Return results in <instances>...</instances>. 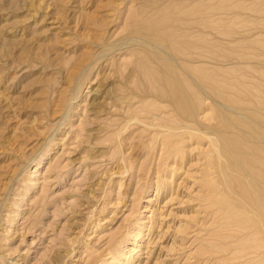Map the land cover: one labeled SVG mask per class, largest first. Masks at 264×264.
I'll use <instances>...</instances> for the list:
<instances>
[{"label": "rangeland", "instance_id": "rangeland-1", "mask_svg": "<svg viewBox=\"0 0 264 264\" xmlns=\"http://www.w3.org/2000/svg\"><path fill=\"white\" fill-rule=\"evenodd\" d=\"M263 159L264 0H0V264H264Z\"/></svg>", "mask_w": 264, "mask_h": 264}, {"label": "bare ground", "instance_id": "bare-ground-1", "mask_svg": "<svg viewBox=\"0 0 264 264\" xmlns=\"http://www.w3.org/2000/svg\"><path fill=\"white\" fill-rule=\"evenodd\" d=\"M203 10H204V9H203ZM153 25H154V24H153ZM151 26H152V25H151ZM176 37H177V36H176ZM187 42H188V41H187ZM186 52H187V51H186ZM205 56H206V55H205ZM160 57H161V56H160ZM146 70H147V69H146ZM212 72H213V71H212ZM146 74H147V73H146ZM200 77H201V76H200ZM206 78H207V77H206ZM210 79H211V78H210ZM206 80H207V79H206ZM137 81H138V80H137ZM227 81H228V80H227ZM82 82H83V81H82ZM227 88H228V87H227ZM231 89H232V88H231ZM246 90H247V89H246ZM191 91H192V90H191ZM214 95H215V94H214ZM195 97H196V96H195ZM243 97H244V96H243ZM70 101H71V100H70ZM250 101H251V100H250ZM165 113H166V112H165ZM137 120H139V118H138ZM160 126H161V125H160ZM125 127H126V126H125ZM211 142H212V141H211ZM212 143H213V142H212ZM213 145H214V144H213ZM219 149H220V148H218V150H219ZM218 150H217V151H218ZM220 152H221V151H220ZM220 152L218 151L217 153H220ZM222 153H223V152H222ZM219 155H221L222 158H223V155H222V154H219ZM217 156H218V155H217ZM218 157H219V156H218ZM218 157H217V158H218ZM218 159H219V158H218ZM263 160H264V159H263ZM219 161H220V160H219ZM219 161H218V163H219ZM263 162H264V161H263ZM211 163H212V162H211ZM248 165H249V164H248ZM263 172H264V169H263ZM262 174H263V173H262ZM263 175H264V174H263ZM257 177H258V176H257ZM261 177H262V175H261ZM261 179H264V177L261 178ZM259 180H260V179H259ZM212 181H213V180H212ZM224 181H225V180H224ZM257 182L260 183V184L262 183V182H259L258 179H257ZM254 183H256V182H254ZM257 185H258V184H257ZM254 186H256V185L254 184ZM258 186H259V185H258ZM262 186H263V185H262ZM248 187H250V186H248ZM252 187H253V186H251V188H252ZM254 188H255V187H254ZM258 188H260V190H259V189L257 190V186H256V188H255L256 190L252 188L253 191H252V190H251V191H252V192L257 191V192L255 193V194H257V196L261 194V195L258 196V197L256 196V198H255V200H254V202L256 203L255 205L257 206V210L255 209L256 211H254V212L257 213V215H258L257 217L260 216V217L258 218V219L261 220V222H260V223H261V227H260V228H261V230L263 231L262 233H264V187H261V185H260ZM246 189H247V188H246ZM248 189H249V188H248ZM248 189H247L246 192H250V189H249V190H248ZM254 190H255V191H254ZM258 191H261V193L258 194ZM250 194H251V193H250ZM252 194H253V193H252ZM254 196H255V195H254ZM253 206H254V204H253ZM256 206H255V207H256ZM252 208H253V207H252ZM221 209H222V208H221ZM258 210H259V211H258ZM257 211H258V212H257ZM226 214H227V213H226ZM253 214H254V213H253ZM231 215H232V216L235 215V220H236V214L233 213V214H231ZM238 215H240V212H238ZM229 217H231V216L229 215ZM237 217H238V216H237ZM226 218H227V217H226ZM229 219H231V218H229ZM247 219H248V218H247ZM255 219L257 220L256 216H255ZM235 220L233 219V221H235ZM238 220H239V218H238ZM238 220H236L237 223L240 222V221H238ZM240 220H241V218H240ZM249 220H250V219H249ZM252 220L256 222V220H254L253 218H252ZM252 220H251V221H252ZM231 221H232V220H231ZM236 221H235V222H236ZM247 221H248V220H247ZM243 222H244V221H243ZM243 222H242V223H243ZM255 222H254L253 224H255ZM244 223H245V222H244ZM251 223H252V222H251ZM258 223H259V222H258ZM240 224H241V222H240ZM238 225H239V224H238ZM247 226H248L249 228H251V227L254 226V225L251 224V227H250L249 225H247ZM258 227H259V226H258ZM240 228H241V227H240ZM255 228H256V227H255ZM243 230H244V229H243ZM245 230H246V228H245ZM252 230H253V229H252ZM255 230H256V229H255ZM255 230L252 231V232H255V233L257 234V232H258L259 230H258L257 232H256ZM250 232H251V231H250ZM260 233H261V232H260ZM260 233H259V234H260ZM262 233H261V234H262ZM253 234H254V233H253ZM261 236H262V235H261ZM246 237H247V236H246ZM256 237H259V236H256ZM256 237H254V238H256ZM260 238H261V237H260ZM257 239H258V238H257ZM261 240H263V239H261ZM258 242H259V241H258ZM263 243H264V242H263ZM258 244H259V243H258ZM263 247H264V246H262V248H263ZM261 252H262V250H261ZM263 252H264V251H263ZM262 254H263V253H261V255H262ZM261 255H260V256H261ZM263 260H264V259H263ZM263 263H264V262H263Z\"/></svg>", "mask_w": 264, "mask_h": 264}]
</instances>
